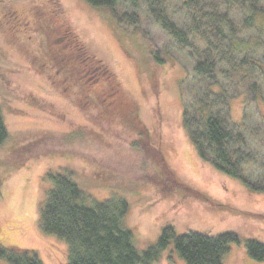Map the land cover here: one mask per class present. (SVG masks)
I'll return each mask as SVG.
<instances>
[{
	"label": "rangeland",
	"instance_id": "rangeland-1",
	"mask_svg": "<svg viewBox=\"0 0 264 264\" xmlns=\"http://www.w3.org/2000/svg\"><path fill=\"white\" fill-rule=\"evenodd\" d=\"M126 28L87 0H0V103L10 132L0 148L9 164L0 173V245L33 250L42 264H67V243L40 229L38 210L46 175L69 171L92 200H128L139 250L168 225L178 235L235 232L240 241L224 264H264L246 249L250 240L264 243V192L203 161L183 125L180 81L193 60L145 19L144 39ZM153 45L169 51L165 64L153 61ZM104 75L117 79L99 99L84 95L80 78ZM241 92L231 102L236 123L249 98ZM249 100L251 114L264 115V83ZM136 108L144 130L127 113ZM151 264L186 263L172 242Z\"/></svg>",
	"mask_w": 264,
	"mask_h": 264
},
{
	"label": "trees",
	"instance_id": "trees-1",
	"mask_svg": "<svg viewBox=\"0 0 264 264\" xmlns=\"http://www.w3.org/2000/svg\"><path fill=\"white\" fill-rule=\"evenodd\" d=\"M87 2L110 11L126 31L127 26L135 27L143 39L147 37V29L142 28L145 19L165 32L173 47L187 52L193 67L180 81L183 125L199 157L228 176L240 179L249 190L264 192V115H252L251 105L248 106L250 98L257 99L264 83V0ZM120 5L126 7L122 13L117 12ZM118 29L117 34L121 33ZM83 47L76 49L83 54ZM151 54L159 64H165L169 57L166 48L154 45ZM70 62L72 59H67L62 65L69 68ZM114 77L80 78L88 83L84 95L99 99L105 88L112 86ZM242 89L249 98L243 106V122L236 123L231 102L241 95ZM127 113L138 118V128L144 130L140 110ZM9 136L0 103V148ZM5 166L9 164L1 159L0 173ZM45 181L49 188L39 201L38 224L45 234L67 243V264H151L172 242L186 264H224L230 244L240 241L235 232L217 236L198 231L178 235L168 225L156 243L139 250L126 222L130 203L125 197L92 200L69 171L49 172ZM246 249L252 260L264 262L263 242L250 240ZM0 260L5 264H42L33 250L2 245Z\"/></svg>",
	"mask_w": 264,
	"mask_h": 264
}]
</instances>
